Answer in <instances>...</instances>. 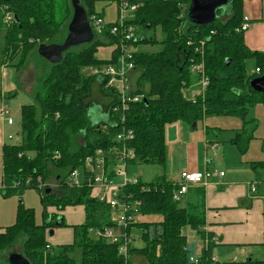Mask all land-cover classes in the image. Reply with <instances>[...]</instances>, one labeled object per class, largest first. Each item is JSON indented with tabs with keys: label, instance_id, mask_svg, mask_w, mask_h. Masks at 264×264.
Masks as SVG:
<instances>
[{
	"label": "trees",
	"instance_id": "1",
	"mask_svg": "<svg viewBox=\"0 0 264 264\" xmlns=\"http://www.w3.org/2000/svg\"><path fill=\"white\" fill-rule=\"evenodd\" d=\"M104 1L114 2L118 9L122 3V0H82L90 21L93 16L105 20L104 11L97 10L98 3ZM128 1L138 5L134 19L127 21L140 35L134 47L160 46L154 52L134 53L135 70L130 82L134 93L144 95V99L121 109L118 95L105 88V78L83 74L86 68H101L117 60V49L111 61L96 58L100 47H116L120 43L119 38L111 35L117 20L106 22L104 36L97 37L95 42L78 47V52L75 51L78 48L67 51L59 64L49 63L50 71L44 73L34 90L35 104L21 107V142L5 144L2 148L4 197L37 190L42 195L44 222L38 225L34 210L21 203L15 224L0 227V260L22 240V254L31 264H123L118 253L120 244H108L92 236L93 230L112 225L110 208L94 199L88 186L81 189L68 186L71 173L82 170L86 158L98 150L104 151L106 165L115 163L125 148L135 154L134 159L127 160L128 167L145 164L165 168L168 125L183 122L196 126L211 117L236 116L242 118L244 127L234 143L243 153L248 152L257 124L247 121V116L252 107L264 106V94L254 91L250 83L264 75V51L251 50L246 32L241 31L244 0H230L224 7L227 11L220 9L217 16L220 13L222 17L210 25L191 21L189 6L193 0ZM4 11L14 16L10 26L4 23ZM72 17L71 0H0V31L5 29L1 53L4 62L10 64L20 56L16 66L20 69L31 49L37 53L41 44L63 43ZM157 30L162 35L160 40ZM202 61L209 85L204 97L189 98L186 91L198 84L191 68ZM250 62L253 72L248 70ZM94 103L102 104L108 123L94 126L89 122L88 111ZM123 126L134 134L125 143L115 141ZM81 138L83 142L79 143ZM110 150H115L117 155L113 156ZM251 166L256 172L264 170V162ZM47 189H51L50 194L46 193ZM178 190L177 183L169 181L164 174L149 184L140 180L122 191L141 204L137 219L129 225L127 233L140 229V239L145 244L142 249L130 244L129 264H136L137 255L147 264L213 263L212 251L216 247L213 235L201 231L206 225L205 189L189 187L181 200L175 201ZM75 206L84 207L85 222L73 226L72 244L55 251L48 243L49 233L65 227L59 213ZM50 209L56 213H49ZM148 216H159L160 221L139 220ZM187 226L198 231L202 241L208 237V245L188 243L182 234ZM244 264H264V257Z\"/></svg>",
	"mask_w": 264,
	"mask_h": 264
},
{
	"label": "crops",
	"instance_id": "2",
	"mask_svg": "<svg viewBox=\"0 0 264 264\" xmlns=\"http://www.w3.org/2000/svg\"><path fill=\"white\" fill-rule=\"evenodd\" d=\"M116 7L118 11V6L116 5ZM243 16L250 20V28L245 35L247 45L253 51L263 52L264 0H244ZM3 124L8 125L5 121ZM14 124L8 126L13 127ZM192 128H199V124L189 126L183 122H177L174 125L176 135L173 137V142H168L166 138V165L170 172V176H167L169 181L178 182L183 171L205 175L207 171L214 170L212 167L213 159L210 160L207 153V142L208 144L211 142L208 131H204L202 138L198 132L194 133ZM4 137L5 134L0 130L2 148L7 144ZM225 155L226 153L222 159L223 157L226 159L228 173L220 170V172L225 173L224 177H212L209 186L204 188L205 229L207 233L213 235V242L216 244L212 251L214 260L212 264H244L252 259L260 260L264 257V170L256 172L251 166L253 161L241 162L239 168L235 170L236 166H232L233 161L228 162ZM250 183L258 184L256 193H251ZM81 207L83 214L81 213L79 216L70 214L71 219L75 222L72 225H82L85 222V210L83 206ZM67 211L68 208L59 213L64 220ZM49 212L56 213L54 209H50ZM135 229L131 233L133 237ZM52 231V238L48 237L51 238L48 239L51 247L73 243V230L64 233H61L59 229ZM182 234L190 244L202 246L203 242L204 246L208 245V237L206 238L207 241L206 239L205 242L202 241L198 231L192 230L189 226L183 228ZM134 261L136 264H147L139 255L134 257Z\"/></svg>",
	"mask_w": 264,
	"mask_h": 264
},
{
	"label": "rangeland",
	"instance_id": "3",
	"mask_svg": "<svg viewBox=\"0 0 264 264\" xmlns=\"http://www.w3.org/2000/svg\"><path fill=\"white\" fill-rule=\"evenodd\" d=\"M62 2V0H61ZM98 12L102 10L105 12L104 18L107 22H114L118 20L119 13L117 11L116 4L114 2L104 1L98 3L97 5ZM227 11L224 8L223 12ZM59 12V10L57 11ZM218 18L222 17V14H218ZM5 29L0 31V105L1 103L5 104L10 112L12 113L14 119V126L4 125L3 121L0 120V130L5 134V141L9 145L19 144L20 140V131L22 124L21 117V107L23 105L35 104L34 90L39 86V79L48 73L50 64L47 61L42 60L37 56V53L34 49H31L26 53L24 57V62L20 69L16 68L17 64L20 61V56L15 58L13 62L5 63L4 57L1 56L3 47H4V37ZM140 38V35H138ZM157 37L160 40L162 38L161 32L157 30ZM106 41L105 39H103ZM160 46H150V45H141L138 48H135V53L138 51H147L154 52L159 50ZM114 46H102L98 49L96 58L103 61H111L113 56ZM80 49H76L78 52ZM6 59V58H5ZM7 61V60H6ZM111 63V62H110ZM114 68L118 70L116 61L113 62ZM96 67H90L83 70V74L86 77L95 76L94 71ZM248 70H253V63H249ZM99 85V83L97 84ZM116 88L120 89V85H115ZM195 88L192 87L186 91L187 97L191 98ZM110 99V98H109ZM107 98V100H109ZM104 103L105 100L101 99ZM89 122L94 126H100L109 122V117L106 112L103 110L102 104L94 103L90 110L88 111ZM247 121H253L257 124V128L254 132V139L250 142L249 150L247 153H243L238 145L234 143L237 138V134L242 132L244 127L243 120L241 117L236 116H220V117H211L206 120L199 122V128H192L194 133L198 132L203 138L204 131H208V136L210 143L218 144L216 151H211L208 149L209 159H213L212 167L214 170L220 172L223 170L225 173H228L226 168V159H222V156L226 153V158L228 162L233 161L232 166H236L235 170L239 168V163L246 161L255 162H264V106L258 104L252 107L247 116ZM176 123L170 124L166 127V138L167 141L172 143L173 137L176 135L174 131V125ZM12 139H9V137ZM79 143L83 142V139L78 140ZM207 142V147H208ZM2 145H0V227H9L15 224L18 206L22 203L25 207L33 209L35 212V220L38 225L43 224V206L41 203L42 195L37 190L31 189L25 191L21 196L14 195L9 198L4 197L3 186H2V176H3V164H2ZM204 157V155H202ZM112 171V169L110 170ZM127 172L130 178L138 177L142 183L149 184L159 178L162 175L170 176V172L167 168L156 166V165H145V164H135L127 168ZM120 181V179H118ZM246 184V183H243ZM60 195V193H57ZM51 213V212H49ZM75 215L83 214L81 206L69 207L65 217V227L56 228L59 229L61 233L65 231H72L75 222L71 219L70 214ZM117 218V216H115ZM159 216H148V217H139V220L144 222H153L158 221ZM3 224V225H2ZM52 231V230H51ZM134 238L132 240V247L142 249L145 244L142 239V231L140 229H135L133 231ZM94 238L95 235L92 234ZM52 238V237H51ZM48 238V239H51ZM55 251H59L60 246H54ZM12 252H18L22 254V240L17 242L13 248L8 249L1 257L0 264H8V255Z\"/></svg>",
	"mask_w": 264,
	"mask_h": 264
},
{
	"label": "built area",
	"instance_id": "4",
	"mask_svg": "<svg viewBox=\"0 0 264 264\" xmlns=\"http://www.w3.org/2000/svg\"><path fill=\"white\" fill-rule=\"evenodd\" d=\"M138 9L137 4H130L128 0H122L118 9L117 25L111 28V35L119 38L120 43L115 47L117 49L116 65L118 70L114 68V64H108L94 71L95 75L105 78V88L112 90L118 95L119 105L121 109H126L131 103H139L143 101L144 95L135 94L132 83L130 82L132 74L135 70L134 42L138 40L136 28L129 24L127 21L133 20L134 12ZM4 13V23L10 26L14 21V16L9 12ZM91 24L97 34V37L104 36L107 30V23L104 19L91 18ZM250 28V20L244 17L241 31L247 32ZM198 53V51H196ZM199 54V53H198ZM202 54V53H201ZM203 55V54H202ZM191 72L198 78V84L194 87L195 90L192 94L194 97H204L209 80L205 73L204 62L201 64L193 65ZM257 73L260 71L257 70ZM120 85V89L115 85ZM134 93V94H133ZM116 110L118 107L115 108ZM0 119L5 121L8 125L14 124L12 113L8 107L1 103L0 105ZM134 137L133 131L122 127V131L116 135L115 141L126 142L132 140ZM9 139H12L10 136ZM218 144L211 143L208 149L216 151ZM110 153L115 156L117 152L110 150ZM135 154L133 151H127L125 148L119 153L116 162L106 165L105 153L103 150H98L94 156H89L85 160V166L82 170H74L69 179L68 186L70 189H81L88 186L91 190V196L97 199L100 203L106 204L110 208V222L112 225L103 230H93L92 234L96 238L104 240L108 244H120L118 253L123 259V264H129V250L132 242L127 230L129 225L136 221L140 202L132 201L124 192L125 187L132 184L136 185L140 179L138 177L130 178L127 172V160L134 159ZM112 169V171H110ZM224 172L207 171L205 175L190 173L183 171L179 176V181L176 182L179 190L174 194V200L180 201L189 187H207L210 180L214 176L224 177ZM90 176V178H87ZM120 179V181L118 180ZM87 183V184H86ZM249 188L251 193H256L258 184L250 183ZM117 216V218H115ZM206 235L208 234L205 227L201 229ZM207 241V239H206ZM208 242V241H207ZM50 249V247H47ZM197 263V261L192 260ZM214 261V260H213Z\"/></svg>",
	"mask_w": 264,
	"mask_h": 264
},
{
	"label": "water",
	"instance_id": "5",
	"mask_svg": "<svg viewBox=\"0 0 264 264\" xmlns=\"http://www.w3.org/2000/svg\"><path fill=\"white\" fill-rule=\"evenodd\" d=\"M230 0H193L189 6V18L197 25H210L217 18V12L224 8ZM73 17L68 25L66 38L61 44H41L38 56L50 64L62 62L64 54L74 48L91 44L96 41L97 34L88 18L82 0H71ZM251 88L264 94V75L251 81ZM51 189L46 193L50 194ZM53 235L50 231L49 236ZM8 264H31L21 253L12 252L8 255Z\"/></svg>",
	"mask_w": 264,
	"mask_h": 264
}]
</instances>
